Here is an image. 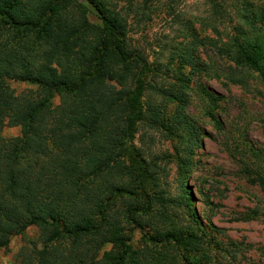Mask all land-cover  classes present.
I'll return each instance as SVG.
<instances>
[{"label":"trees","instance_id":"trees-1","mask_svg":"<svg viewBox=\"0 0 264 264\" xmlns=\"http://www.w3.org/2000/svg\"><path fill=\"white\" fill-rule=\"evenodd\" d=\"M67 2L0 0V25L14 30L18 39L15 48H0V132L6 125L21 131L14 140L0 141V248L7 249L12 236L24 235L33 226L39 231L38 242L25 240L13 264H207L193 228L183 235L148 216L155 201L146 192L141 154L131 144L142 117L139 100L147 64L138 53L124 52L119 27L113 26L112 15L102 12L100 19L108 29L100 41L104 51L110 48L120 61L141 64L132 88L105 85L103 48L85 46L83 27L74 35L62 28L61 10ZM23 40L39 44L48 61L33 64L29 49H22ZM239 46L241 59L262 72L264 81V44ZM51 63L63 72L57 73ZM6 80L38 85V93L16 96ZM79 90L87 92L84 113L71 111L68 101L52 105L55 93ZM208 96L217 105L218 98ZM181 106L173 123L188 127L183 153L189 158L198 140L195 124ZM189 165L181 159L180 170ZM129 173L131 184L118 181L120 174ZM261 186L264 189V181ZM155 200L162 211L175 201L158 195ZM179 201H191L184 183ZM119 205L128 208L121 211ZM193 222L201 229L198 220ZM134 230L140 233L137 245L132 244Z\"/></svg>","mask_w":264,"mask_h":264},{"label":"rangeland","instance_id":"rangeland-1","mask_svg":"<svg viewBox=\"0 0 264 264\" xmlns=\"http://www.w3.org/2000/svg\"><path fill=\"white\" fill-rule=\"evenodd\" d=\"M61 12L62 28L71 34L87 29V48H103L100 41L108 29L100 17L102 12L112 15L124 52L138 53L147 64L139 100L142 117L131 144L141 154L146 192L155 201L151 221L183 235L193 228L207 264H264V81L262 72L244 63L239 48L264 44V0H68ZM15 38L14 30L0 25V48H15ZM22 45L33 64L48 61L39 44L23 40ZM110 51L103 48L104 84L115 90L132 88L141 64L120 61ZM51 66L63 72L55 63ZM6 83L16 96H34L39 89L29 82ZM207 93L218 98L217 105ZM86 95L84 90L55 93L52 105L68 101L71 111L82 114ZM179 103L195 124L198 140L189 158L183 153L188 127L173 123ZM20 135L19 126L6 125L0 141ZM181 159L190 165L180 170ZM130 175L120 174L118 181L131 184ZM182 183L189 189V205L179 201ZM155 195L175 201L162 211ZM127 208L119 205L121 211ZM160 215L166 220L161 222ZM38 236L33 226L12 236L9 247L0 248V264H13L24 241L37 243ZM139 238L134 230L132 244Z\"/></svg>","mask_w":264,"mask_h":264}]
</instances>
